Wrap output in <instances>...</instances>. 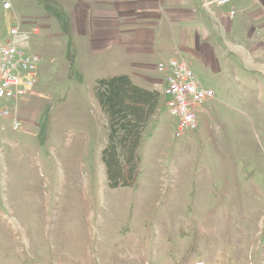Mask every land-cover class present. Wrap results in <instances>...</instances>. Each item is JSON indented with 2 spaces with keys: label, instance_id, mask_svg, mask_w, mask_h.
I'll use <instances>...</instances> for the list:
<instances>
[{
  "label": "rangeland",
  "instance_id": "374dc122",
  "mask_svg": "<svg viewBox=\"0 0 264 264\" xmlns=\"http://www.w3.org/2000/svg\"><path fill=\"white\" fill-rule=\"evenodd\" d=\"M73 3L0 0V43L22 20L39 32L20 45L38 58L30 99L0 103V264H264V99L233 79L178 137L162 106L134 185L109 188L93 89L117 73L68 48Z\"/></svg>",
  "mask_w": 264,
  "mask_h": 264
},
{
  "label": "crops",
  "instance_id": "0c3cea01",
  "mask_svg": "<svg viewBox=\"0 0 264 264\" xmlns=\"http://www.w3.org/2000/svg\"><path fill=\"white\" fill-rule=\"evenodd\" d=\"M72 1L63 34L72 37L70 51H76L78 42L87 56L108 57L115 73L127 75L133 84L162 92L166 76L157 72V64L179 60L201 86L214 91V98L206 103L219 102L216 89L228 90L233 79L240 88L264 99V0L211 8H204L202 0ZM61 11L66 18L64 3ZM18 27L24 33L34 28L24 20ZM44 27L49 23L44 22ZM38 33H31L28 40ZM29 95L17 106L27 102ZM202 105L196 108L197 121L208 110ZM162 106L161 96L151 119Z\"/></svg>",
  "mask_w": 264,
  "mask_h": 264
},
{
  "label": "built area",
  "instance_id": "2783aa9c",
  "mask_svg": "<svg viewBox=\"0 0 264 264\" xmlns=\"http://www.w3.org/2000/svg\"><path fill=\"white\" fill-rule=\"evenodd\" d=\"M239 0H202L204 8L227 7ZM4 9L10 4L4 2ZM233 15V12H230ZM37 33L32 29L24 33L16 26L9 31L6 42L0 43V103L15 104L35 89L37 85L38 58L24 52L20 45L26 42L30 34ZM157 72L166 76V84L162 93L164 106L169 114L176 118L174 136L197 129L196 108L214 98V91L204 88L197 80L188 65L179 60L160 62L156 66ZM0 115L8 117L6 108L0 110ZM16 121L12 129H17Z\"/></svg>",
  "mask_w": 264,
  "mask_h": 264
},
{
  "label": "trees",
  "instance_id": "16d2710c",
  "mask_svg": "<svg viewBox=\"0 0 264 264\" xmlns=\"http://www.w3.org/2000/svg\"><path fill=\"white\" fill-rule=\"evenodd\" d=\"M93 90L108 131L100 157L105 180L111 189L131 187L139 173L142 134L161 95L133 84L127 75L97 79Z\"/></svg>",
  "mask_w": 264,
  "mask_h": 264
}]
</instances>
